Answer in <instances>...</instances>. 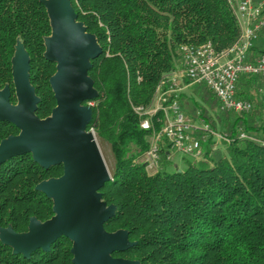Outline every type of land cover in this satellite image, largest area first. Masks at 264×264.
<instances>
[{
    "label": "trees",
    "instance_id": "trees-1",
    "mask_svg": "<svg viewBox=\"0 0 264 264\" xmlns=\"http://www.w3.org/2000/svg\"><path fill=\"white\" fill-rule=\"evenodd\" d=\"M68 1L100 48L86 71L96 94L81 104L90 109L85 131L92 128L106 140L114 157L111 178L98 190L101 201L114 207L102 227L108 233L125 230L132 242L111 255L133 264H264V123L257 120L264 96L256 98L263 78L239 77L237 96L253 104L247 112L221 109L212 90L196 83L204 121L228 137L227 154L213 160L207 149L202 156L209 162L188 161L181 169L168 160L163 141V166L146 170L142 157L148 138L161 128L162 112L152 115L151 128L142 129L133 109L152 103L161 77L174 66L176 46L209 41L221 50L235 41L239 28L227 0ZM51 32L42 0H0V89L7 87L9 102L16 103L12 68L21 42L39 118L56 105L49 81L56 62L44 56ZM252 49L253 55L261 52ZM240 132L248 137L240 138ZM18 133L13 123L0 121V141ZM62 172L61 163L43 167L31 152L0 163V227L22 233L31 218H51L54 200L35 186ZM71 247L72 240L61 235L48 250L24 256L0 239V264H74Z\"/></svg>",
    "mask_w": 264,
    "mask_h": 264
},
{
    "label": "water",
    "instance_id": "water-1",
    "mask_svg": "<svg viewBox=\"0 0 264 264\" xmlns=\"http://www.w3.org/2000/svg\"><path fill=\"white\" fill-rule=\"evenodd\" d=\"M42 2L52 28L45 38L44 56L56 62V72L49 79L56 105L49 117L35 115L37 97L28 81V57L20 42L12 68L16 103L9 102L7 87L0 89V121L13 123L19 133L0 141V163L31 152L41 166L61 163L63 172L35 186L53 198L54 215L43 222L31 218L28 231L22 233L0 227V239L14 252L28 256L37 248L48 250L56 238L65 235L72 240L74 264H133L111 255L132 242L125 230L108 233L102 227L114 207L101 201L98 190L111 175L94 136L85 131L90 109L81 103L96 94L86 71L89 59L97 56L100 48L93 35L76 21L68 0Z\"/></svg>",
    "mask_w": 264,
    "mask_h": 264
},
{
    "label": "built area",
    "instance_id": "built-area-1",
    "mask_svg": "<svg viewBox=\"0 0 264 264\" xmlns=\"http://www.w3.org/2000/svg\"><path fill=\"white\" fill-rule=\"evenodd\" d=\"M239 33L235 41L225 49L216 50L211 42L201 44L181 43L178 45L180 68L164 74L156 89L154 107L133 106L140 117V127H152L151 117L162 112L161 128L153 131L151 142L143 155L146 169H156L160 161V147L164 141L171 152L198 157L202 153L203 133H193V127L180 106L178 91L180 81L205 83L218 98L220 108L234 112H247L252 108L249 99L238 97L236 85L241 75L259 76L264 79V50L257 55L252 48L264 35V0H227ZM264 96V86L259 89ZM89 104L92 105L91 102ZM92 129V128H91ZM197 129V128H196ZM205 131L217 135L226 142L228 137L216 134L204 125ZM240 138L248 137L240 132Z\"/></svg>",
    "mask_w": 264,
    "mask_h": 264
},
{
    "label": "rangeland",
    "instance_id": "rangeland-1",
    "mask_svg": "<svg viewBox=\"0 0 264 264\" xmlns=\"http://www.w3.org/2000/svg\"><path fill=\"white\" fill-rule=\"evenodd\" d=\"M19 43L20 42H18V44ZM174 54H175L174 55L175 56L174 57V66H173L172 70L169 71L168 73H170L172 71H176L178 68H180V65H181L180 64V57L178 54V46L175 47ZM14 57H15V55H14ZM259 94H260V96H259ZM258 97H262L261 93H259V92L256 95V98H258ZM156 98H157V93H155L154 98L152 100V103L150 105H147L144 107L146 109L154 107V105L156 103ZM184 99L188 100L189 103L186 104L187 105L186 107H183L182 104H180V106L183 109L185 115L187 116V120L190 118L197 119L198 122L202 125V128H204V125H206L204 119H205V116L207 117V114L202 115V112L200 111L199 105L195 101L189 100L190 99L189 97H185ZM258 100H260V99H258ZM261 102H262L261 106H259V113L260 114L257 116V120H258V122L264 123V99H262ZM179 103H180V101H179ZM208 114H209V117L213 116V118H215V114L213 112H209ZM49 116L50 115H48V117ZM202 128L200 129V131L194 132V133H201V134L204 133L206 135V139L202 143V150L203 151H202L201 155L198 157H193V156H186V155L180 154L178 152H173L171 159L168 158V160L175 162L177 168H179V169L183 168L184 166H186V163L188 161L197 162V161L203 160L205 162H209V159H205V157L202 156L203 152L206 151L207 149H209V155H208L209 158H212L213 160H218L219 158L226 156V154H227V142L225 140L221 139L220 137H218L217 135H213V134L209 133L208 131H205ZM196 130H199V129H196ZM209 130H211V129L209 128ZM86 132L91 133L94 136L95 142H96L97 147L99 149L103 163L105 164V167H106L109 175H112L113 165H114V157H113V154L111 152V148H110L109 143L106 140L98 137L93 129H88V130H86ZM215 133L221 134V132L220 133L215 132ZM148 140H149V142H151V136L148 138ZM134 152H136L135 146L132 147V149L130 150L129 153L132 154ZM162 166H163L162 162L159 161L156 169H160ZM156 169L147 168L146 170L149 173H152ZM0 235H1V232H0Z\"/></svg>",
    "mask_w": 264,
    "mask_h": 264
},
{
    "label": "crops",
    "instance_id": "crops-1",
    "mask_svg": "<svg viewBox=\"0 0 264 264\" xmlns=\"http://www.w3.org/2000/svg\"><path fill=\"white\" fill-rule=\"evenodd\" d=\"M254 49L258 50V51L264 50V35H262L261 38L256 42ZM252 52H253V49H252ZM180 64H181V62H180ZM196 85H197L196 83H190L185 79L180 81L178 96H179L180 104H182L183 107H186L187 106L186 104L189 103L188 100L184 99L185 97H189L190 98L189 100L195 101L198 105L202 104V101H200V99H199L200 97L195 90ZM263 86H264V80L260 79L258 82V88L260 89ZM188 121L190 122V124L193 127H195V129H193L194 130L193 133L195 131H200V129L202 128V125L198 122L197 119L190 118V119H188ZM196 128L199 130H196ZM172 155H173V152L170 151L168 158L171 159ZM174 164H175V162H174Z\"/></svg>",
    "mask_w": 264,
    "mask_h": 264
}]
</instances>
